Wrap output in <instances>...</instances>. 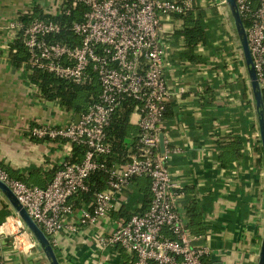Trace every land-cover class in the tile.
Wrapping results in <instances>:
<instances>
[{
  "label": "crops",
  "instance_id": "obj_1",
  "mask_svg": "<svg viewBox=\"0 0 264 264\" xmlns=\"http://www.w3.org/2000/svg\"><path fill=\"white\" fill-rule=\"evenodd\" d=\"M220 1L196 0L220 29L207 47L192 50L197 54L192 61L183 38L175 34L181 20H163L168 47L164 76L171 94L165 135L175 150L167 167L184 191L178 206L188 230L201 236L196 244L209 248L204 263L256 264L264 227V154L239 41L232 28L233 36L226 32L229 24H224ZM35 6L52 11L51 0H0V168L43 186L71 154L72 145L60 137L37 138L30 128L62 125L71 114L39 94L24 62L16 67L10 61L11 23ZM137 184L130 181L125 197L96 225L78 224L84 205L74 207L65 223H77L75 230L63 226L49 235L60 264L132 263L128 251L119 245L101 247L94 233L106 235L129 218L130 196L141 194ZM134 202L140 206V195ZM14 215L0 192V264H49L36 245L27 252L12 247L6 221Z\"/></svg>",
  "mask_w": 264,
  "mask_h": 264
},
{
  "label": "built area",
  "instance_id": "obj_2",
  "mask_svg": "<svg viewBox=\"0 0 264 264\" xmlns=\"http://www.w3.org/2000/svg\"><path fill=\"white\" fill-rule=\"evenodd\" d=\"M60 8L65 0H56ZM244 25L248 47L259 87L264 98V0H235ZM82 5L81 19L70 23L77 43L55 40L62 24L33 18L27 24L11 23L15 39L21 30V41L28 58V70L39 69L56 78L79 86L96 81L98 97L78 121L73 115L66 123L53 127L36 125L30 128L37 138H64L71 144L85 147L80 162L63 161L50 181L29 185L11 178L0 168L5 182L25 207L34 222L47 236L66 226L75 230L77 223H65L74 212L70 199L87 191V178L97 169L107 172V187L95 192L92 199L79 208L78 224L96 225L113 211L131 178L150 179L151 200L140 214H132L118 222L106 235L94 233L99 245H119L132 256L131 264H205L209 253L205 244H196L200 235L187 228V217L178 202L184 191L167 167L175 150L165 135L166 106L171 98L164 68L168 55L167 40L162 36L164 18L187 14L193 0H71ZM225 0L218 5L222 8ZM225 23L227 16L224 12ZM226 32L233 33L227 26ZM36 89V87H35ZM134 104L130 123L137 127L136 139L129 144L124 161L107 157L112 150L106 128L122 101ZM163 134V149L160 134ZM14 212V211H13ZM7 219L12 247L27 252L36 242L14 212Z\"/></svg>",
  "mask_w": 264,
  "mask_h": 264
},
{
  "label": "trees",
  "instance_id": "obj_3",
  "mask_svg": "<svg viewBox=\"0 0 264 264\" xmlns=\"http://www.w3.org/2000/svg\"><path fill=\"white\" fill-rule=\"evenodd\" d=\"M59 10L58 14H53L51 12H45L40 6H35L32 8L31 12L19 14L17 18L18 21L23 24H27L33 18L60 22L62 28L60 32L55 35V40L72 44L77 43L78 38L72 34L69 25L72 21L81 19L84 6L79 4L73 6L71 0H65L61 4ZM177 18L181 20V26L175 31V34L183 38L186 47L190 50L189 52H191L189 59L192 61V57L197 55L196 53H193L192 50L197 45L207 47L209 41L212 40L214 33L220 28L216 25L213 19L206 17V14H204L202 9L198 6L196 0H193V7L187 14L180 17L177 16ZM244 25H246L245 21ZM13 40L14 42L9 45V58L11 63L17 67L27 60L28 53L21 41V30L18 31L16 38ZM29 81L36 87V90L45 100L55 103L60 108L69 112L71 116L83 113L93 102L96 101L99 93V87L96 81L88 85L79 86L71 81L56 78L39 69L31 70ZM244 95L246 97V91L244 92ZM246 101H248V99H246ZM133 104L134 102L130 98L124 99L116 109L106 128V140L112 150L111 155L106 159L107 164H110L115 160L124 161L125 156L127 155L128 145L133 144L136 139L137 127L130 123ZM170 111L172 112V109ZM71 145V154L66 158V161L69 163L80 162L83 158L85 147L78 144ZM6 172L11 178L21 180L29 185H34L26 180L23 175L14 173L8 169ZM140 178H142L143 181L137 182ZM130 181L138 183L137 185L141 194H131V202L126 208L128 216L132 214H140L145 211L151 200L150 179L148 177H134L131 178ZM87 185V191L78 192L70 201L73 207L86 205L92 199L95 192L104 190L107 187V172L102 169L95 170L88 176ZM138 195H140V206L135 205L134 202L135 197ZM7 212L8 210L4 208V214Z\"/></svg>",
  "mask_w": 264,
  "mask_h": 264
},
{
  "label": "water",
  "instance_id": "obj_4",
  "mask_svg": "<svg viewBox=\"0 0 264 264\" xmlns=\"http://www.w3.org/2000/svg\"><path fill=\"white\" fill-rule=\"evenodd\" d=\"M227 8L230 12L235 34L239 41L245 69L247 72V78L251 88L252 98L254 101L255 112L257 116L259 138L261 142L262 151L264 154V99L259 87L257 75L253 66L251 53L248 47L247 34L243 25L241 16L238 12L235 0H225ZM79 114L74 118V121H78ZM160 148L163 149V134H160ZM0 192L11 206L12 210L18 215L21 221L24 223L27 232L31 234L36 242V248L40 250L46 257L49 264H60L58 257L55 253L51 238L45 234V232L34 222L30 217L25 207L17 199L11 188L3 181L0 180ZM256 264H264V227L257 256Z\"/></svg>",
  "mask_w": 264,
  "mask_h": 264
},
{
  "label": "rangeland",
  "instance_id": "obj_5",
  "mask_svg": "<svg viewBox=\"0 0 264 264\" xmlns=\"http://www.w3.org/2000/svg\"><path fill=\"white\" fill-rule=\"evenodd\" d=\"M52 1V7H51V13H53V14H58L59 13V8H56V6H57V4H58V2L56 1V0H51ZM222 9H223V11L225 12V14H226V16H227V24H229L228 25V27L229 28H232L233 29V31L235 32V29H234V26H233V21H232V18H231V15H230V12H229V10H228V8H227V5H226V3L225 4H223L222 5ZM237 37V36H236ZM11 40H13V39H11ZM239 50H240V53H242V50H241V47H240V44H239ZM243 56V55H242Z\"/></svg>",
  "mask_w": 264,
  "mask_h": 264
}]
</instances>
